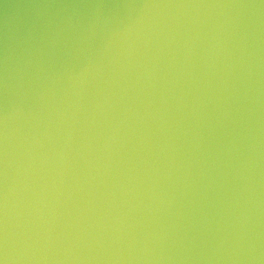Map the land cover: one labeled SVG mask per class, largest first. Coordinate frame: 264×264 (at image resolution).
Masks as SVG:
<instances>
[{
    "label": "clouds",
    "instance_id": "clouds-1",
    "mask_svg": "<svg viewBox=\"0 0 264 264\" xmlns=\"http://www.w3.org/2000/svg\"><path fill=\"white\" fill-rule=\"evenodd\" d=\"M125 7L137 11L115 32L101 11L87 22L75 12H44L21 38L5 36L0 264H264L253 231L259 142L252 109L246 117L240 104L250 97L254 71L252 15L162 27L149 12L260 9L264 0ZM98 33L104 38L90 50ZM218 131L225 136L211 147ZM74 193L86 194L83 206ZM197 241L211 242V254L187 255Z\"/></svg>",
    "mask_w": 264,
    "mask_h": 264
},
{
    "label": "water",
    "instance_id": "water-1",
    "mask_svg": "<svg viewBox=\"0 0 264 264\" xmlns=\"http://www.w3.org/2000/svg\"><path fill=\"white\" fill-rule=\"evenodd\" d=\"M260 0H0V58H2L3 45L5 36L9 38L15 36L17 39L21 38L28 27L33 24L41 13L47 12L60 13V12H75L79 18L85 22L91 20L97 11L103 12L111 20V31L115 32L123 25L127 24L132 15H134L136 9H130L125 7L128 4L143 5V4H156V5H215V4H259ZM49 3L56 5H79L75 9H62V8H50L42 9L38 7L41 4ZM106 5L103 9H96L91 7L92 5ZM150 15L159 23L160 26L166 24H172L175 26V22L186 23L190 19L199 18L201 20H222L221 13H236L243 12L252 15V20L255 25V33L252 39V48L255 51L254 58V71L252 75L251 92L249 99H242L240 104L242 105L245 115L247 117V109L251 108L250 124L254 131L255 137L259 142V151L256 157V166L253 175V188L255 191V200L257 207L254 209L253 224L254 233L258 234V245L262 251H264V8L260 9H219V8H176V7H160L149 10ZM103 34L98 33L96 37L90 41V50L95 49L102 39ZM3 105V95L0 92V107ZM211 108V106H210ZM249 120L246 118L245 127H247ZM225 136V133L218 131L215 138L209 137L208 144L211 147H215L216 143L220 142ZM246 136V132H245ZM187 139V138H185ZM57 143H62L63 133H57ZM245 145L247 140L244 141ZM247 154L246 152L244 153ZM51 172V170H49ZM195 172V169H194ZM53 178L54 174H53ZM66 182L69 181V176H65ZM101 190H103L101 188ZM209 198L212 199L213 194L209 192ZM87 199L85 193H74V201L77 204L83 206V202ZM203 203V201H199ZM68 211H75L74 204L69 203L67 206ZM182 211L184 209H181ZM59 211V209H57ZM187 222V221H186ZM213 244L211 242L204 243L197 241L196 245L191 251L186 253L190 256H207L211 254V248ZM45 252L43 255H48ZM79 255H97L101 254L96 251L91 253L81 250ZM103 254V255H109ZM176 254L175 250L173 253ZM57 257L64 255L61 251H56ZM34 264H73V262H64L62 260H39ZM83 264H113L109 259L100 261H84ZM123 264H128L124 261ZM136 264V262H133ZM172 264H233L228 260H176ZM237 264H250L247 260H241ZM259 264V262H257Z\"/></svg>",
    "mask_w": 264,
    "mask_h": 264
}]
</instances>
